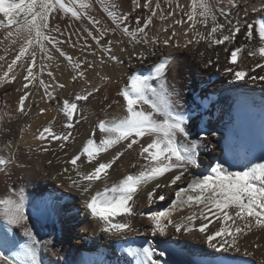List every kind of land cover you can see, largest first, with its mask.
<instances>
[{
    "label": "snow or ice",
    "instance_id": "6c2138e0",
    "mask_svg": "<svg viewBox=\"0 0 264 264\" xmlns=\"http://www.w3.org/2000/svg\"><path fill=\"white\" fill-rule=\"evenodd\" d=\"M95 2L101 5L114 27H109L90 15L93 0H0V14L3 16L0 19V29L6 30L0 43L7 40L10 45H18L15 58L0 75V84L16 80L17 73L14 69L20 61L19 68L26 71L23 75L25 91L19 97L18 111L21 114L28 115L25 111V100L30 96L27 89L34 82L43 87L44 96L49 100L54 98L56 86L45 83L41 78L45 66L41 64L39 70L34 71L38 53L41 60L53 58L49 44L76 70L71 77L73 81L78 78L85 79L87 68L93 67V63L86 58L74 60L60 47L62 42L51 35L52 32L61 33L59 24H51V20L55 18L53 14L70 15L77 21L86 18L91 27L82 30L83 48H91L88 44V39L91 38L99 51L107 56V60L116 63L122 62L120 56L114 52L116 46H119L120 53L128 55L130 62L135 58L143 63L150 56L157 57L158 49L162 46H170L174 51H180L203 42L212 48L233 45L238 34H242L245 40L252 41L255 33L258 38L257 47L248 48L245 43H240L232 48H224L230 55L227 58L229 66L224 67L223 72L237 81L245 78L264 81V75H250L256 68L264 71V63H256L251 69L243 66L242 54L245 52L249 57L259 56L264 62V8L251 6L249 0H189L186 6L180 0H164L167 11L162 6V0H131L132 11L147 10L145 14L135 17L134 27L127 24L129 14L120 12L114 0ZM233 10L238 15L242 12L243 19L234 21L230 15ZM177 12L181 13L179 18ZM250 13L257 14L251 22L247 19ZM157 18L167 26L162 24L157 28ZM169 18L171 23H167ZM175 26H180L182 32L178 33ZM80 31L77 29V32ZM109 34H119L120 38L105 40ZM178 35H183V43L176 39ZM63 43L75 47V43L71 42V35ZM7 52L8 48H5V55ZM92 55L97 53L93 51ZM200 55L203 56V53ZM3 60L5 56H0V61ZM175 62L172 52L167 55L161 53L158 60L151 65L148 74L133 72L128 76L127 83L117 93L125 102V114L99 120L96 125L100 133L99 140L97 141L94 130L82 149L66 161L75 174V177H67L69 186L85 197L83 207L92 218L100 222V231L110 236L123 237L134 232L132 218L139 215L150 222L149 231L152 236L168 235L169 226L176 233L198 231L203 235L208 248L216 252L240 253L241 238L246 239L249 234H253L256 239L249 242V245L255 249H264V243L260 242L264 239V162L250 163L238 170H232L228 159L217 160L207 170V174L194 176L187 182L186 187H179L189 168L198 165V149L207 148L209 145L202 143V140L190 139V116L178 114L173 108L168 73ZM101 63H105L103 58ZM212 63L209 59L205 67ZM82 65H86V68H82ZM48 75L53 77L51 71ZM101 79L108 81L111 78L104 76ZM153 81L157 82V87H153ZM87 83L88 87L76 93L73 100L65 99L62 107H58V112L63 113L65 118V123L59 129H55L56 117H53L37 130L33 136L34 140L41 142L37 150L48 152L53 142L63 150L67 142L73 139L75 114L80 110L79 102H87L100 91L99 86L91 85L90 81ZM57 86L61 89L65 87L64 84ZM50 88L53 90L50 91ZM117 103L118 101L113 100L108 107ZM145 105L148 106L147 110ZM46 111V108L39 109L40 114ZM145 137L150 139L146 145L141 144V138ZM134 145H139L137 156L143 163L139 166L133 163L131 167L134 171L109 184V169L127 151L132 150ZM12 147L11 141L5 144L7 149ZM110 149L114 150L110 159H98L101 153H107ZM85 155L87 162L94 164L91 170H83L78 164ZM14 159L15 156L11 153L8 156L0 155V172H4ZM260 159L264 161V157ZM69 170L65 167L63 172L68 173ZM162 180L167 183H162ZM98 181L104 183L103 189L91 194ZM173 185L178 190L167 207L146 213L137 212L142 191L146 194L148 204H152L157 199L165 200V195L159 189ZM149 186L151 188L147 190ZM49 195L55 196L54 193ZM185 209L188 210L187 215L173 218L174 213L183 212ZM0 217L6 225V230L0 234V264H46L41 257L42 241L37 239V234L29 226V217L25 214V196L22 192L10 191L0 196ZM13 227L19 229V232L9 235ZM249 245L243 248L245 256L254 255L249 250ZM125 251L134 258V264H161L159 260L153 259L155 249L151 246H130ZM160 255L163 256L164 253L161 252ZM218 261L219 264H230L223 258H218Z\"/></svg>",
    "mask_w": 264,
    "mask_h": 264
},
{
    "label": "bare ground",
    "instance_id": "6f19581e",
    "mask_svg": "<svg viewBox=\"0 0 264 264\" xmlns=\"http://www.w3.org/2000/svg\"><path fill=\"white\" fill-rule=\"evenodd\" d=\"M114 2L119 6L120 12L129 14L127 24L131 27L135 26V17L147 11L140 9L132 11L131 0H114ZM180 3L186 6L189 0H180ZM249 4L257 9L264 8V0H249ZM162 6L166 11L168 10L164 0ZM89 11L90 15L101 20L105 25L114 27L101 5L95 0H93V8ZM53 15L55 18L51 20V24L53 26L59 24L63 35L56 32H52L51 35L62 42L60 47L74 60L86 58L93 63V67L86 70V78L73 81L71 77L75 75L76 70L49 44L48 48L53 58L41 60L38 53L34 71H38L41 64L45 66L41 78L45 83L56 86L52 100L44 96L43 87L38 82H34L29 85L27 91L30 96L25 100V111L28 115L25 116L18 111L19 97L24 94L23 84L26 83L23 80L26 71L19 68L20 61L14 69L17 73L16 80L0 84V117H3L0 120V129L9 130L0 131V155L8 156L11 153L15 156L14 162L4 172H0V196L10 191L24 194L25 214L29 217V226L37 234V239L42 241L41 257L46 264H134V258L125 251L130 246L153 247L155 249L153 259L159 260L161 264H219L218 258H223L230 264H264V249H255L249 245V242L256 239L253 234H249L246 239L241 238L240 253L235 251L224 253L208 248L203 235L198 231L188 234L183 231L176 233L169 226L168 235L152 236L149 231L150 222L146 217L139 215L132 218L135 231L126 236H110L100 231V222L92 218L83 207L85 197L69 186L67 177L70 175L75 177V174L71 171V166L66 163L72 155L82 149L94 130L97 141L99 140L100 133L96 128L99 120L125 114V102L117 93L127 83L128 76L133 72L148 74L151 65L158 60L160 54L167 55L169 52H172L176 58L168 73V87L172 94L173 108L178 114L190 116L188 121L190 139L202 140V143L209 145L207 148L198 149L199 163L189 168L179 187H186L187 182L194 176L207 174V170L217 160L228 159L232 170H238L250 163L264 162L260 159L264 157V81L259 79L252 81L248 78L237 81L223 72L224 67L229 66L227 58L230 55L229 52L224 51V48H232L233 45L240 43H245L248 48L257 47L258 38L255 33L252 41H247L242 34H238L233 45L226 44L212 48L207 47L203 42L195 46L190 45L187 50L180 51H174L170 46H162L158 49L157 57L150 56L143 63L135 58L130 62L128 55L120 53L119 46H116L114 52L122 61L116 63L108 61L107 56L99 51L91 38L88 39L91 48L87 50L83 48L82 30L91 27L86 18L77 21L70 15L64 16L63 13ZM230 15L234 21L243 19L242 12L238 15L236 10ZM256 15L250 13L247 17L249 22ZM180 16L181 13L177 12V18ZM0 19H3L2 14ZM167 23H171V18ZM155 24L157 28L162 24L167 26L158 18L155 19ZM175 27L178 33L182 32L180 26ZM77 29L81 31L77 32ZM5 31L0 29V40L4 39ZM170 34L169 31L168 35ZM69 35L75 47L63 43ZM117 38H120L119 34L116 36L109 34L105 40ZM176 39L180 43L184 42L183 35H178ZM5 48H8L7 55ZM16 51L18 45H10L7 40L0 43V56H5V60L0 61V75L7 70V64L15 58ZM93 51L97 55H92ZM200 53H203V56ZM242 57L246 69L254 68L256 63H264L259 56L249 57L246 52ZM101 58L105 63H101ZM209 59L213 63L205 67ZM82 68H86V65H82ZM49 71L53 73V77L48 75ZM250 75H264V71L256 68ZM104 76L111 79L104 81L101 79ZM88 81L93 86H99L100 91L87 102H79L80 110L75 114L73 139L67 142L63 150L59 149L56 142L52 143L48 152L37 150L41 143L33 139L37 130L45 126L53 117H56L54 127L59 129L65 123V118L63 113L58 112V107H62L65 99L73 100L76 93L88 87ZM152 83L153 87L158 86L157 82ZM59 84H64L65 87L61 89L57 86ZM113 100L118 103L108 107ZM40 108H46L47 111L40 114ZM145 109L147 110L148 106L145 105ZM205 137L206 139H203ZM8 141L12 142V149L5 148ZM149 142V138H141V144L146 145ZM138 152L139 145H134L132 150L127 151L113 168L109 169V184L134 171L131 167L133 163L137 166L143 163L137 156ZM112 155L114 150L110 149L107 153H101L98 159L106 161ZM78 164L83 170H91L94 167V164L87 162L86 155L81 157ZM65 167L70 169L68 173L63 172ZM161 182L167 183L166 180ZM103 187L104 183L98 181L91 194L102 190ZM150 188L151 186L147 190ZM176 190H178L176 185L159 189L158 191L165 195V200L157 199L152 204H148L146 194L142 191L137 212L162 210L175 198ZM52 193L55 194L54 197L49 195ZM44 209L48 211L47 214L43 213ZM187 214L188 210L185 209L183 212L174 213L173 218L178 219L181 215ZM0 222L4 223L2 217ZM13 228L16 233L19 232V229ZM44 241L50 243L44 244ZM260 242L264 243V239ZM245 245H249V250L253 251L254 255L243 254ZM161 252L164 253L163 256L160 255Z\"/></svg>",
    "mask_w": 264,
    "mask_h": 264
}]
</instances>
